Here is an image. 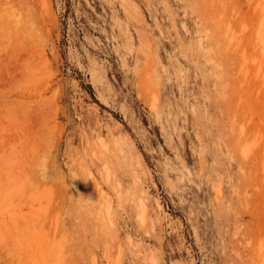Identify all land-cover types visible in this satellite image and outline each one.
<instances>
[{
    "label": "rangeland",
    "instance_id": "obj_1",
    "mask_svg": "<svg viewBox=\"0 0 264 264\" xmlns=\"http://www.w3.org/2000/svg\"><path fill=\"white\" fill-rule=\"evenodd\" d=\"M264 0H0V264H264Z\"/></svg>",
    "mask_w": 264,
    "mask_h": 264
},
{
    "label": "bare ground",
    "instance_id": "obj_2",
    "mask_svg": "<svg viewBox=\"0 0 264 264\" xmlns=\"http://www.w3.org/2000/svg\"><path fill=\"white\" fill-rule=\"evenodd\" d=\"M264 59V58H263Z\"/></svg>",
    "mask_w": 264,
    "mask_h": 264
}]
</instances>
